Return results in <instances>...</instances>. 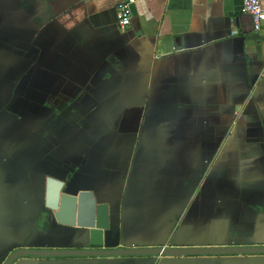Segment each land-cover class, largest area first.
Segmentation results:
<instances>
[{"label":"crops","instance_id":"crops-1","mask_svg":"<svg viewBox=\"0 0 264 264\" xmlns=\"http://www.w3.org/2000/svg\"><path fill=\"white\" fill-rule=\"evenodd\" d=\"M121 1L0 0V264L17 248H85L44 222L49 179L106 203L124 248L264 247V33L241 0H136L121 32Z\"/></svg>","mask_w":264,"mask_h":264},{"label":"water","instance_id":"water-1","mask_svg":"<svg viewBox=\"0 0 264 264\" xmlns=\"http://www.w3.org/2000/svg\"><path fill=\"white\" fill-rule=\"evenodd\" d=\"M46 193L45 223L52 217L59 224L78 230L77 237L84 242V249H25L13 251L3 264H12L23 257H111V256H158L179 257L182 255H232L264 254V247L226 248H124L117 234V227L111 218L106 203L97 201L87 190H76L74 185L65 186L62 182L49 179Z\"/></svg>","mask_w":264,"mask_h":264},{"label":"built area","instance_id":"built-area-1","mask_svg":"<svg viewBox=\"0 0 264 264\" xmlns=\"http://www.w3.org/2000/svg\"><path fill=\"white\" fill-rule=\"evenodd\" d=\"M135 2L136 0H123L117 4V26L121 32L131 24ZM241 12L250 16L254 31L264 33V7L261 0H241Z\"/></svg>","mask_w":264,"mask_h":264},{"label":"flooded vegetation","instance_id":"flooded-vegetation-1","mask_svg":"<svg viewBox=\"0 0 264 264\" xmlns=\"http://www.w3.org/2000/svg\"><path fill=\"white\" fill-rule=\"evenodd\" d=\"M17 249H19V248H17ZM25 249H27V248H25ZM15 250H16V249H15ZM15 250H14V251H15ZM12 252H13V251H12ZM12 252H11V253H12ZM11 253H10V254H11ZM10 254H9V255H10ZM9 255H8V256H9ZM8 256H6L5 259H6ZM122 257H125V256H122ZM128 257H130V256H128ZM4 261H5V260H4Z\"/></svg>","mask_w":264,"mask_h":264}]
</instances>
